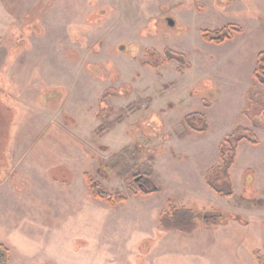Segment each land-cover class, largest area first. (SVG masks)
I'll return each mask as SVG.
<instances>
[{"label":"rangeland","instance_id":"rangeland-1","mask_svg":"<svg viewBox=\"0 0 264 264\" xmlns=\"http://www.w3.org/2000/svg\"><path fill=\"white\" fill-rule=\"evenodd\" d=\"M233 1L229 8L227 0L171 8L125 0L126 16L142 15L137 32L104 0L1 2L12 21L0 38V232L49 228L63 231L70 245L90 243L88 253L55 264L264 260V95L252 76L264 52V0ZM230 24L242 33L219 46L202 40V30ZM149 48L181 53L191 69L143 67ZM108 89L124 92L103 103ZM49 91L58 95L42 105ZM248 91L254 103L243 115ZM192 113L204 116L206 132L184 126ZM237 127L260 144L240 143L229 171L233 195L219 198L205 175ZM86 175L127 200L111 207L94 199ZM136 175L149 176L158 191L134 195ZM171 205L239 220L205 228L197 218L191 234L165 232L160 217Z\"/></svg>","mask_w":264,"mask_h":264},{"label":"trees","instance_id":"trees-1","mask_svg":"<svg viewBox=\"0 0 264 264\" xmlns=\"http://www.w3.org/2000/svg\"><path fill=\"white\" fill-rule=\"evenodd\" d=\"M232 1L233 0H227V4ZM241 33L242 29L240 27L231 24L216 31L202 30L200 32L201 38L205 43L215 46H219L226 41L232 40L234 35ZM140 63L141 66L152 69H158L171 63H176L180 70L191 69V64L183 54L177 53L169 48H165L162 54L156 52L154 49H146ZM252 76L254 82L262 88L263 91L261 93L264 95V52H260L257 55ZM117 93L118 91L112 95H118ZM254 96V93L248 91L247 98L249 100V104L247 109L243 112V115H246L248 110H250L251 104L254 103ZM203 106L204 108L210 107L206 103H203ZM262 111H264V104L262 109L258 112L261 114ZM183 123L190 132L204 133L208 129L206 119L198 113L186 115ZM259 123V128L264 129V121H260ZM241 142H246L251 146H258L260 144L258 138L249 129L243 127L235 128L230 134L223 137L218 146L219 165L211 168L205 175V183L207 187L219 198H230L233 195V185L229 171L235 163L236 151ZM141 176H143L144 180H146L148 187H146L145 190H142L139 187L131 189L134 195H137L138 193L147 195L158 191V188L149 179V176L136 175L133 176V178H139ZM85 179L89 192L94 199L102 200L111 207L121 204L127 200V197L124 194H117L115 196L110 195L90 176L86 175ZM219 215L222 220L212 225H225L228 219L239 220L236 216H225L221 213H219ZM199 216H202V213H195L191 209L178 208L171 205L168 211L162 213L159 228L165 232H181L184 234H191L199 228V224L196 221ZM8 263V248L0 244V264ZM258 263L264 264V260L258 258Z\"/></svg>","mask_w":264,"mask_h":264},{"label":"crops","instance_id":"crops-1","mask_svg":"<svg viewBox=\"0 0 264 264\" xmlns=\"http://www.w3.org/2000/svg\"><path fill=\"white\" fill-rule=\"evenodd\" d=\"M32 2V0H27ZM105 5L112 9H119L121 15V24L132 31L134 28L136 32L143 27L142 15H125L127 13V5L125 0H104ZM195 0H161V4L168 7H174L176 5H185ZM5 0H0V38L5 36V33L10 29L11 17L6 16V13L2 9V3ZM35 4V3H33ZM135 4V3H134ZM138 8L143 13L147 12L148 6H141L137 3ZM235 1L228 3L227 8L233 6ZM32 5V4H31ZM192 11V10H191ZM5 13V14H4ZM181 13V12H179ZM178 13V14H179ZM148 21V20H147ZM6 23L8 27H6ZM148 22L145 23V25ZM10 24V25H9ZM7 28V29H6ZM190 63V62H189ZM6 242L0 243L8 248L9 251V263L8 264H55L56 260H62L63 257L76 258L78 255L88 253L90 243L88 241H75L71 242L72 245L66 240V235L63 231H53L51 229L33 230V231H14L9 233H1ZM64 235V236H63ZM77 245V246H74ZM155 245V244H154ZM153 245V246H154ZM152 246V247H153ZM151 247V248H152ZM150 248V249H151ZM149 249V250H150ZM148 254L149 251L147 250ZM142 264H173V263H147ZM175 264V263H174Z\"/></svg>","mask_w":264,"mask_h":264},{"label":"flooded vegetation","instance_id":"flooded-vegetation-1","mask_svg":"<svg viewBox=\"0 0 264 264\" xmlns=\"http://www.w3.org/2000/svg\"><path fill=\"white\" fill-rule=\"evenodd\" d=\"M169 22H172L171 20L168 21ZM170 26H172L170 23H169ZM118 91V95H112L113 93L117 92ZM124 92V90H113V89H108L107 91H105L103 94H102V99H103V103L105 102V100H107L108 98H114V97H117L119 96L120 94H122ZM58 94L54 91H49L48 93H45V96L42 97L41 99V103L42 105H44L43 103H46V101L48 100H51L53 98H56ZM53 97V98H52ZM104 105V104H103ZM102 106V104H101ZM133 181L136 183L137 187L141 188L142 190H145L146 187H148V184L146 182V180H144V177H139V178H134ZM201 213V212H200ZM198 218H200L202 220V223H203V226L205 228L207 227H211V226H214L212 224L214 223H217L219 222L220 220H222L220 218V215L218 213V211H215L214 213L210 214V215H204L202 214V216H199Z\"/></svg>","mask_w":264,"mask_h":264},{"label":"water","instance_id":"water-1","mask_svg":"<svg viewBox=\"0 0 264 264\" xmlns=\"http://www.w3.org/2000/svg\"><path fill=\"white\" fill-rule=\"evenodd\" d=\"M171 25H172V22H169ZM120 51H124L125 50V47H120L119 48Z\"/></svg>","mask_w":264,"mask_h":264}]
</instances>
